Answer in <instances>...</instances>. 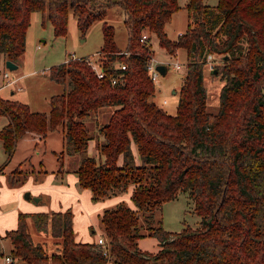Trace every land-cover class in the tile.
Segmentation results:
<instances>
[{
  "label": "trees",
  "instance_id": "1",
  "mask_svg": "<svg viewBox=\"0 0 264 264\" xmlns=\"http://www.w3.org/2000/svg\"><path fill=\"white\" fill-rule=\"evenodd\" d=\"M113 5L124 12L127 42L120 49L114 26L103 21L98 50L106 72L103 78L96 76L85 57L69 54L48 69V77L63 86L49 97L48 111L0 97V114L8 117L0 128L6 155L0 171L25 133L44 140L48 131L60 128V168L64 155L75 154L78 186L88 188L92 200L121 194L131 186L132 205L121 200L98 213L101 243L75 240L70 208L19 212L16 228L5 232L12 260L264 264V0H217L216 4L186 0L187 26L176 40L168 38L164 26L179 8L178 0H0V53L18 61L35 11L59 36L67 32L69 12L84 34ZM143 32L148 38L155 35L170 54L185 50L174 114L152 99L155 83L147 62L153 50L140 41ZM208 54L216 61L210 72L223 80L216 112L207 103ZM106 105L114 108L98 127L101 137L96 154L91 155L92 135L83 118ZM15 171L10 175L15 176ZM179 191L188 192L199 225L167 230L158 213L162 203ZM28 220L37 231L49 232L54 249L48 251L44 243L33 240ZM145 236L156 239V251L140 247Z\"/></svg>",
  "mask_w": 264,
  "mask_h": 264
},
{
  "label": "rangeland",
  "instance_id": "2",
  "mask_svg": "<svg viewBox=\"0 0 264 264\" xmlns=\"http://www.w3.org/2000/svg\"><path fill=\"white\" fill-rule=\"evenodd\" d=\"M179 8L172 13L170 19L165 23L164 30L171 40H176L178 35L186 30L187 26V11L184 7L186 0H178ZM209 4H216L217 0H206ZM124 12L119 5H113L108 9L106 17L103 20L93 22L84 34H81L77 28L75 17L71 12L67 18V32L65 35L55 36L53 28L49 21L45 20L42 23V14L35 11L31 14L30 24L27 28L26 46L23 55L18 59V68L9 69L3 61V54L0 53V97L19 99L28 104L31 110L48 111L49 96L54 92H61L63 86L54 81H51L47 75L50 66L58 64L65 60L69 54H74L79 57L94 55L100 48L102 43L101 25L106 21L114 26L115 43L120 49L125 47L126 31L124 27ZM150 47L153 54L162 61L167 63L165 74H159L157 82H155V92L152 97L154 102L162 107L167 113L174 114L176 111L178 94L177 91L182 82V77L185 71L186 54L185 50L178 48L173 54L168 53L164 48L160 47L156 36H150ZM181 64L180 69L173 67V63ZM16 63V62H15ZM7 72L10 78L15 79V82L1 86L3 73ZM22 74L17 78L16 75ZM4 81V82H5ZM204 81L207 87V103L208 108L212 112L217 111L218 94L223 80L219 75L212 74L210 70L205 69ZM20 87V88H19ZM174 90V92H173ZM163 99L166 101L163 102ZM113 105L102 106L96 112L91 113L83 118L87 131L92 135L89 141V153L96 154V142L101 137L98 127L105 122L113 110ZM4 117L0 116L1 121ZM31 136V137H30ZM29 134L28 136L19 139L17 151L11 161L5 163V167L0 171V264H4L3 255L9 251V241L3 236L5 229H10L12 222L10 216L14 218V224L17 216V210L11 209L12 204L10 198L18 191L17 188H22V185L38 184L44 187L49 186L50 178L58 172L59 165V149L62 148V133L61 129L51 130L45 140L34 139ZM134 146V145H133ZM35 149H40L37 154ZM55 149L57 153L53 150ZM135 149V146H134ZM6 155L3 151L0 141V166L5 162ZM139 162L138 157H136ZM62 167L74 168L77 165L78 158L74 155H65ZM15 171V176H11V172ZM71 173V172H70ZM29 192L25 188L21 192L22 200H29L38 207L47 208L51 211L58 204L55 203V190L46 188L42 190V198L38 201L37 194L31 192L30 198L25 196ZM118 195V194H117ZM122 195V194H121ZM54 198V205L50 203V198ZM112 197V196H111ZM109 197V198H111ZM108 198V197H107ZM106 198V199H107ZM127 201V196H123V200ZM85 199L83 206H70L73 214L75 228L82 235L83 233L90 238L96 237L101 231L100 222L98 219V211L105 205H112L108 201L104 203L97 200ZM105 200V199H104ZM121 200V199H120ZM77 201L75 198L73 203ZM119 201V200H117ZM116 203V202H113ZM130 205H132L130 200ZM52 205V207L50 206ZM193 202L187 191H179L177 196L169 201L162 203L158 217L162 221V226L171 231H179L183 226H198L200 217L192 211ZM13 211V212H12ZM98 211V212H96ZM29 231L34 241L42 242L51 251L54 249L53 238L48 231H37L31 220L28 221ZM101 233V232H100ZM139 245L147 251H156L158 245L153 236H145L139 240ZM4 254H1V253ZM15 264H25L21 260H16ZM106 264H112L108 261ZM150 264H166L162 261H151Z\"/></svg>",
  "mask_w": 264,
  "mask_h": 264
},
{
  "label": "crops",
  "instance_id": "3",
  "mask_svg": "<svg viewBox=\"0 0 264 264\" xmlns=\"http://www.w3.org/2000/svg\"><path fill=\"white\" fill-rule=\"evenodd\" d=\"M6 59L4 58V55H3V61H5ZM16 64H17V68H18V61L16 62ZM22 75V74H21ZM20 74H18V75H16L14 78H17L18 76H21ZM50 79V78H49ZM51 80V79H50ZM2 84H1V86H4L5 85V80L4 79H2ZM52 81V80H51ZM1 88V87H0ZM20 88V87H19ZM55 93H59V92H54L53 94H55ZM51 95H52V93H51ZM50 95V96H51ZM49 96V97H50ZM48 97V98H49ZM9 99H12V98H9ZM16 100H19V99H17V98H15ZM38 111V110H37ZM0 116L1 117H4V119L1 121V124H2V126L4 125V124H6L7 122H8V117L6 116V115H3V114H0ZM1 126V127H2ZM0 127V128H1ZM50 131H48V133H49ZM48 133H47V135H48ZM29 134H31V133H29V132H27V133H25L24 134V136H22V137H25L26 138V136H28ZM31 135H33V134H31ZM47 135H46V137H47ZM21 137V138H22ZM31 137V136H30ZM34 137V139L36 140V139H39L38 138V136H32V138ZM45 137V138H46ZM39 140H42V139H39ZM45 140V139H44ZM18 142H19V139H18V141H17V144H18ZM17 144H16V147H17ZM133 148H134V146H133ZM88 149H89V147H88ZM51 150H53L55 153H57V151L55 150V149H51ZM62 150V148L61 149H59V151L58 152H60ZM135 150V149H134ZM4 151V150H3ZM16 151H17V148H15V151H14V153H13V155H12V157L10 158V160H9V162L11 161V159L13 158V156H14V154L16 153ZM35 152L37 153V154H39L40 153V149H35ZM89 152V151H88ZM136 152V151H135ZM91 154V153H90ZM91 155H93V154H91ZM65 156V155H64ZM67 156H69V155H67ZM137 157V156H136ZM64 158V157H63ZM136 161H137V159H136ZM9 162H8V164H9ZM63 162H64V160H63ZM138 162V161H137ZM5 167V166H4ZM3 167V168H4ZM75 168V167H74ZM74 168H65V167H61L59 170H58V172H56L55 174H53V176L50 178V181H49V186L48 187H44L43 185H38V184H30V185H22V188L20 187V188H17V192L15 193V195L13 196V197H11L9 200H10V202H11V204H12V207H11V209H13L14 211L15 210H17L18 212H17V216H16V220H15V224H14V218H13V216H10V221L12 222L11 224H13V226L12 225H10V227H12V228H10V229H5V231H4V233H3V236L9 241V239L5 236V232L7 231V230H12V229H15L16 228V225H17V218H18V213L19 212H40V211H48V209L47 208H44V207H38V205H35V204H33L32 202H30L29 200H22V198H21V192H22V190H24L25 188H28L29 189V196L27 197V198H30V194H31V192H34L35 193V195L37 194V196H38V201H40L41 200V198H42V190H44V189H46V188H49V189H53V190H55V195H56V202L55 203H57L58 202V204L56 205V207H53V209H51V210H64V209H66V208H70V206H72L73 207V205H75L76 207H78V206H83L82 205V203H84L85 202V199H90V200H92L91 199V192H90V190L88 189V188H82V187H79L78 186V183H77V175H76V173L74 172ZM1 172H2V170H1ZM71 172V173H70ZM131 186L128 188V190L126 191V192H123V193H121V194H118V195H114V196H112L111 198H105V200L104 199H102V200H97V201H101V202H96V204H99V203H104V201H108V203H110V204H112V205H108V206H104V207H102L101 209H99L98 211H102L104 208H106V207H111V206H113V205H115L116 203H118L119 201H121V200H123V196H127V203H130V191H131ZM77 199V201H75L74 203H73V200L74 199ZM121 199V200H120ZM53 200H54V198L52 199V196H51V198H50V203L52 204V205H54V202H53ZM89 200V201H90ZM117 200H119V201H117ZM125 200V199H124ZM113 202H116V203H113ZM52 205H50L51 207H52ZM98 211H96V212H98ZM13 212V211H12ZM74 214V213H73ZM29 221V220H28ZM32 222V221H31ZM32 224H33V222H32ZM34 226V225H33ZM35 228V227H34ZM73 229H74V236H75V240H77V241H81V242H92V241H96V240H98V238L99 237H102L101 236V231L99 232V235H96V237H93V238H90V236H86V234L85 233H83L82 235L79 233V231H77V229L75 228V225H74V221H73ZM10 244V243H9ZM9 251H10V246H9ZM9 251L7 252V254H5V255H3V261H4V257L6 256V255H10L9 254ZM1 254H4L3 252L1 253ZM11 256V255H10ZM16 263V261H12L11 263H6L5 261H4V264H15Z\"/></svg>",
  "mask_w": 264,
  "mask_h": 264
},
{
  "label": "built area",
  "instance_id": "4",
  "mask_svg": "<svg viewBox=\"0 0 264 264\" xmlns=\"http://www.w3.org/2000/svg\"><path fill=\"white\" fill-rule=\"evenodd\" d=\"M140 41L144 42L146 44H149L150 46V38H148V34L146 32H143L141 37H140ZM101 56L102 54L100 52H96L94 55L92 56H86L84 58V61L90 66V68L94 71V73L96 74V76L98 78H103L106 74L103 65H102V61H101ZM71 58H80L79 56H75L74 54H70ZM159 63H163L166 64L167 63L165 61L159 60L153 53L151 54V56L148 59L147 62V70L150 76V79L155 83L158 80L159 74L160 72L156 69V65ZM216 64V61L213 59V55L212 54H208L207 55V60H206V67L208 70L213 69L214 65ZM122 68L125 67V65L121 66ZM173 67H175L176 69H180L181 68V64L174 62L173 63ZM3 77L6 79L5 81V85H9L13 82H15V79L10 78L9 74L7 72L3 73ZM113 82H115V79L112 80ZM166 100L163 99V102H165ZM98 242H103L102 238L99 237L98 238ZM4 261L6 263H11L12 260V256L10 255H6L4 257Z\"/></svg>",
  "mask_w": 264,
  "mask_h": 264
},
{
  "label": "water",
  "instance_id": "5",
  "mask_svg": "<svg viewBox=\"0 0 264 264\" xmlns=\"http://www.w3.org/2000/svg\"><path fill=\"white\" fill-rule=\"evenodd\" d=\"M5 65L9 69H16L17 68V64L14 61L10 60V59H6L5 60ZM156 69L160 72V74H165L166 70H167V66H166V64L159 63V64L156 65ZM214 72H215V70H214ZM173 92H174V90H173ZM25 196L28 197L29 193L26 192Z\"/></svg>",
  "mask_w": 264,
  "mask_h": 264
}]
</instances>
